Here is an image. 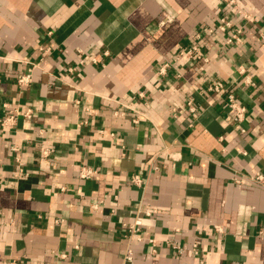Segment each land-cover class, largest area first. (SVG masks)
I'll use <instances>...</instances> for the list:
<instances>
[{"label":"crops","instance_id":"1","mask_svg":"<svg viewBox=\"0 0 264 264\" xmlns=\"http://www.w3.org/2000/svg\"><path fill=\"white\" fill-rule=\"evenodd\" d=\"M238 6L0 0V264H264V0Z\"/></svg>","mask_w":264,"mask_h":264},{"label":"built area","instance_id":"2","mask_svg":"<svg viewBox=\"0 0 264 264\" xmlns=\"http://www.w3.org/2000/svg\"><path fill=\"white\" fill-rule=\"evenodd\" d=\"M222 2L225 3L227 8L229 7L230 9H233L234 11H236V13L240 17L248 18V16L242 10H240V8L238 6V0H222ZM220 29L222 31L232 30V33H231L229 41H228L229 43H233L235 41H237V42L241 41V35L243 33V30L240 28H236L234 26V23L232 21L228 20L226 17L221 19ZM196 52H198V48L194 47L193 49L182 51L179 54V57H186V58L191 59L195 55ZM172 62H173L172 60H167L161 66L160 73L166 74L171 69ZM31 83H32V74L31 73L22 75L17 80V84L20 87H27ZM244 83L249 87L255 86L254 81L251 80L250 78H247ZM208 91L210 93L216 95L219 98H223V97L225 98L227 106L229 107V109L233 113V120L237 125H241L243 122L246 121L247 107L236 97V95L233 92H230L229 87L226 86L223 82L211 83L210 85H208ZM141 96L143 97L144 94H142ZM188 106H189L192 114L197 113V107L195 106L192 98L189 99ZM9 113L10 114H9L8 119H10V120L14 119L15 110L10 111ZM28 115L29 114H26V116H28ZM240 129H241V127H240ZM241 131L244 132V130H241ZM52 152H53L52 150L46 151L45 154L50 155ZM95 174H96V172L87 166H83L80 170V175H81L82 179H91L95 176ZM255 180L259 183H264V176L263 175H257ZM131 182H132V184H134L136 186H142V187L145 184V181L141 175H134L131 179ZM142 224H143L142 221L140 219H137L134 223L127 226L130 229L132 237L133 236L137 237V235L141 231ZM150 245L152 247H155L156 246L155 240H150ZM174 248L177 249V251L179 253L183 252L182 248L177 244H174ZM132 256H133L132 251H129L127 253L126 259L128 261H132Z\"/></svg>","mask_w":264,"mask_h":264}]
</instances>
